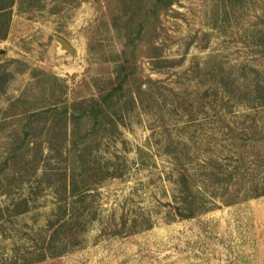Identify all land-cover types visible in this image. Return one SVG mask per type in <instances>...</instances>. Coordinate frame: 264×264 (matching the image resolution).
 <instances>
[{
	"label": "rangeland",
	"instance_id": "obj_1",
	"mask_svg": "<svg viewBox=\"0 0 264 264\" xmlns=\"http://www.w3.org/2000/svg\"><path fill=\"white\" fill-rule=\"evenodd\" d=\"M153 4L18 0L0 41V264L31 262L63 205L78 243L34 264H264V0ZM125 55L145 93L95 131L80 104ZM184 172L193 219L175 213ZM72 178L95 194L84 209L62 201Z\"/></svg>",
	"mask_w": 264,
	"mask_h": 264
},
{
	"label": "trees",
	"instance_id": "obj_2",
	"mask_svg": "<svg viewBox=\"0 0 264 264\" xmlns=\"http://www.w3.org/2000/svg\"><path fill=\"white\" fill-rule=\"evenodd\" d=\"M176 2L178 0H154L152 8L144 9L145 16L159 18L162 13L170 11ZM16 5H18V0H0V41L6 40L10 33ZM20 13L22 14L21 8ZM144 26L145 22H142L140 28H144ZM130 45L132 46L131 42ZM6 73L4 66L0 64V92L10 79L9 74ZM143 86L144 83L136 61L125 55L118 64L116 76L110 81L108 88L101 92L98 99L82 102L80 104L82 108L77 117L88 122L91 129L101 133H106L110 127L117 128V118L126 111V107L130 106V110L136 108L138 99L145 93ZM46 111L35 112L33 116H39L43 112L47 113ZM72 179L70 186L64 187V193L70 192V195L65 196L62 201L66 202L68 198H73V207L84 209L95 194H92V190L89 188L81 186L74 178ZM178 183L180 198L179 204L174 206L176 215L182 219H193L199 216L206 208L198 202L194 180L187 172H184L180 174ZM262 195H264V191ZM248 197L249 192L246 191L245 198ZM67 212V205L59 206V209L53 212L47 223L48 230L45 231V234L48 236H46L44 244L41 245V239L40 244L34 246L41 252L34 253L32 261L26 264L41 263L50 258L60 257L67 252L70 246L78 243L81 233L77 228L78 221L68 220Z\"/></svg>",
	"mask_w": 264,
	"mask_h": 264
},
{
	"label": "water",
	"instance_id": "obj_3",
	"mask_svg": "<svg viewBox=\"0 0 264 264\" xmlns=\"http://www.w3.org/2000/svg\"><path fill=\"white\" fill-rule=\"evenodd\" d=\"M58 42V52L59 54H69L70 56H74V50L71 45L63 40L62 38H56ZM3 53V51H1Z\"/></svg>",
	"mask_w": 264,
	"mask_h": 264
},
{
	"label": "crops",
	"instance_id": "obj_4",
	"mask_svg": "<svg viewBox=\"0 0 264 264\" xmlns=\"http://www.w3.org/2000/svg\"><path fill=\"white\" fill-rule=\"evenodd\" d=\"M57 38V37H56Z\"/></svg>",
	"mask_w": 264,
	"mask_h": 264
}]
</instances>
